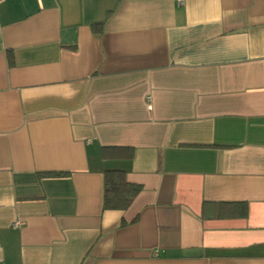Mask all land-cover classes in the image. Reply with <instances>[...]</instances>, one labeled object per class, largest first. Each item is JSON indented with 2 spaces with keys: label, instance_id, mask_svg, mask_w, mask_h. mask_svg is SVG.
<instances>
[{
  "label": "crops",
  "instance_id": "0c3cea01",
  "mask_svg": "<svg viewBox=\"0 0 264 264\" xmlns=\"http://www.w3.org/2000/svg\"><path fill=\"white\" fill-rule=\"evenodd\" d=\"M0 264H264V0H0Z\"/></svg>",
  "mask_w": 264,
  "mask_h": 264
},
{
  "label": "trees",
  "instance_id": "16d2710c",
  "mask_svg": "<svg viewBox=\"0 0 264 264\" xmlns=\"http://www.w3.org/2000/svg\"><path fill=\"white\" fill-rule=\"evenodd\" d=\"M138 191L137 185L126 180L124 170L107 169L103 172L101 207L103 210H124L128 208Z\"/></svg>",
  "mask_w": 264,
  "mask_h": 264
}]
</instances>
